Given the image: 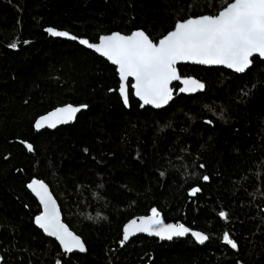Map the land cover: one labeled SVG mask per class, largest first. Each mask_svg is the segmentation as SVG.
I'll list each match as a JSON object with an SVG mask.
<instances>
[{
    "label": "trees",
    "instance_id": "1",
    "mask_svg": "<svg viewBox=\"0 0 264 264\" xmlns=\"http://www.w3.org/2000/svg\"><path fill=\"white\" fill-rule=\"evenodd\" d=\"M228 2L0 0L1 264H264V62L254 58L242 75L179 66L204 84L202 94L141 110L129 89L126 109L114 67L45 34L53 28L94 44L142 30L156 43L177 22L215 15ZM66 105L87 110L67 127L34 129ZM33 179L48 185L85 253H62L34 226L41 208L27 189ZM153 208L208 242L138 236L121 246L124 225Z\"/></svg>",
    "mask_w": 264,
    "mask_h": 264
},
{
    "label": "snow or ice",
    "instance_id": "2",
    "mask_svg": "<svg viewBox=\"0 0 264 264\" xmlns=\"http://www.w3.org/2000/svg\"><path fill=\"white\" fill-rule=\"evenodd\" d=\"M46 31L53 36L69 37V33L52 28ZM70 38L76 39L74 36ZM80 43L95 48L118 66L121 79L119 91L126 106V82L131 77L134 79L131 88L142 101L141 106L154 105L159 108L172 98L170 82L181 80L175 67L178 61L224 65L237 73H244L251 66L254 54L264 58V0H229L215 15H201L177 22L174 30L156 43L140 30L127 36L120 33L103 36L95 45L83 39ZM11 47L15 48L16 45L12 44ZM182 83L184 87L179 89L180 92H195L204 88L200 81L192 78L183 79ZM81 107L86 108L87 105ZM81 107L69 105L58 108L41 117L35 127L39 130L44 126L55 128L57 123L66 124L75 118ZM28 150H32V145H28ZM203 179L207 181L208 177L204 176ZM27 187L35 193L43 206L41 214L35 217L37 226L48 236L55 237L66 253L76 249L84 252L86 249L80 237L62 222L60 209L48 186L41 180L33 179ZM199 191L198 187L193 188L190 195L194 196ZM219 215L227 219L226 212L220 211ZM159 216L157 209L153 208L151 215L140 218L139 223L132 220L123 229L121 246L137 232H146L162 240L190 233V229L183 224H164ZM191 235L201 244L209 239L198 231H191ZM222 240L233 249L238 247L228 232L223 234Z\"/></svg>",
    "mask_w": 264,
    "mask_h": 264
},
{
    "label": "water",
    "instance_id": "3",
    "mask_svg": "<svg viewBox=\"0 0 264 264\" xmlns=\"http://www.w3.org/2000/svg\"><path fill=\"white\" fill-rule=\"evenodd\" d=\"M46 29H48V28H46ZM46 29H45V34L48 36V38L60 39V40H66V41H69V42L77 43L78 45H80V46L83 47L84 49H86V50H88V51L94 53L96 56H98L99 58L103 59V60L106 61L109 65H111L112 67H114V68L116 69V72H117V78H118V80H119L118 95H119V97L121 98L124 107H125L126 109H129V89L132 90V88H131V84L134 83V79H133V78L129 77L128 81L126 82L127 91H128V105L126 106V105L124 104V102H123V98H122V96H121V94H120V91H119V88H120V85H121V79H120V75H119V72H118V66H117V65L112 64L111 61H109V60L107 59V57H105V56H103L101 53L97 52V51L95 50V48H89L86 44H81V43H80V40H82V39L77 38V37H76V39H71L70 37L73 36V35H71V34H69V37H58V36H53V35H51L48 31H46ZM52 29H53V28H52ZM54 30H55V29H54ZM173 30H174V29H173ZM173 30H172V31H173ZM56 31H58V30H56ZM140 31H142V30H140ZM62 32H63V31H62ZM134 32H135V31H134ZM170 32H171V31H170ZM132 33H133V32H132ZM132 33H131V34H132ZM112 34H114V33H112ZM131 34H130V35H131ZM110 35H111V34H110ZM107 36H108V35H107ZM74 37H75V36H74ZM101 37H103V36H101ZM101 37H100V38H101ZM100 38L98 39L97 43H94V45L99 43ZM83 40H86V39H83ZM87 41H88V40H87ZM88 42H89V41H88ZM89 43H90V42H89ZM154 43H155V42H154ZM91 44H92V43H91ZM254 58H258L260 61L264 62V58H261L258 54H254V56H253L251 59L253 60ZM179 66H196V67H202V68H217V69H218V68H222V69L227 70V71H229V72H231V73H233V74H236V75H242V74L246 73V72L251 68L252 64H251V66H250V67H249L244 73H237V72H235L233 69H229L228 67H226V66H224V65H201V64L193 63L192 61H178V62L176 63V65H175V67H176V70H177L178 75L181 77V80H173V81L170 82V84H169V88L172 90V98H171L166 104H163V105H162L161 107H159V108H158V107H155L154 105H144V106H141V105H142V101H141L137 96H135V94H134V92H133V90H132V96H133V98H134V99L140 104V105H139V108H140L141 110H143V109H145V108H150V109H153V110H156V111H157V110H163V109L168 108L169 104L173 101V99L175 98V96H186V97H189V96H196V95H198V94H202V93L204 92V88H203L202 90H198V91H195V92H180V91H179L180 88L184 87V85H183V83H182V80H183V79H187V78L196 79V78H194V77H182V76L180 75V73H179ZM196 80H197V79H196ZM198 81H199V80H198ZM201 83H202V82H201ZM176 84L179 86V88L175 91L172 87H173L174 85H176ZM202 84H203V83H202ZM203 85H204V84H203ZM66 106H69V105H66ZM66 106H63V107H66ZM71 106H72V105H71ZM73 107H81V106H73ZM60 108H62V107H60ZM57 109H58V108H57ZM55 110H56V109H55ZM55 110H53V111H55ZM86 110H87V107H86V108L81 107V111L75 114V118H74V119H70L69 122L66 123V124H60V123H57V126H56L55 128H50V127L44 126V127L40 128L39 130H37L36 127H35L36 122H37L41 117L47 116V115H49L50 113L53 112V111H51V112H49V113H47V114H45V115L39 117V118L36 120V122H35V124H34V129H35L37 132H41V131H44V130L55 131V130L61 128V127H67V126H69V125H71V124H74V123L76 122V119H77V117L79 116V114L82 113V112H84V111H86ZM21 144L27 149L28 152H30V153L32 152L33 149H32L31 151L28 150V144H27V143H21ZM37 180H38V179H37ZM31 181H32V180H31ZM44 183H45V182H44ZM45 184H46V183H45ZM46 185H47V184H46ZM47 186H48V185H47ZM27 189H28V191L31 193V195L36 199V201L38 202V204H39V206H40V208H41V212H42V211H43V206L41 205V203H40V201H39V198L35 195V193L32 192L31 189H29L28 187H27ZM48 190H49V192L51 193V190H50L49 187H48ZM51 195H52V198L56 201L57 207L60 209V206H59L57 200L54 198V196H53L52 193H51ZM40 214H41V213H40ZM40 214H39V215H40ZM60 217H61L62 222L65 224V222L63 221V216H62V213H61V209H60ZM145 217H148V216H145ZM140 218H143V217H137V218H134V219L137 220V222L139 223ZM159 218L163 220V217H162V216H159ZM134 219H132V220H134ZM132 220L128 221V222L124 225V227H125L126 225H128ZM163 222H164V224H173V223H166L164 220H163ZM65 225H66V224H65ZM174 225H175V224H174ZM34 226H35L40 232H42V234H43L46 238H49V239H51V240H54V241L58 244V246L60 247L62 253H64V254H73V253H80V254H82V253H85V252H86V250H85L84 252H80L78 249H76V250H73L71 253H66V252L63 250V248H62L61 244L59 243V241H58L55 237L48 236V235H47V234H46L41 228H39V227L37 226V224L35 223V218H34ZM66 226H67V225H66ZM67 227H68V226H67ZM124 227H123V229H124ZM185 227H186V226H185ZM68 228H69V227H68ZM69 230H70V228H69ZM70 231H71V230H70ZM191 231H195V230H191V229H190V233H189V234H186V235L183 236V237H173V239H171V240H167V239H163V240H162V239H160L159 237L154 236V235H149V234L146 233V232H143V233H141V232H137L135 235H131V236L129 237V240L126 241V242H124V244H127L131 239H133V238H135V237H138V236H144V237H147V238H153V239H156V240H158V241H160V242H171V241L176 240V239H185V238H187V237H190V238H191V239H192L197 245H199V246L205 245V244L208 242V240H206L203 244L197 242V240L191 235ZM74 234H75V233H74ZM202 234H203V233H202ZM75 235H76V234H75ZM84 246H85V245H84ZM85 249H86V247H85ZM0 264H1V260H0Z\"/></svg>",
    "mask_w": 264,
    "mask_h": 264
}]
</instances>
